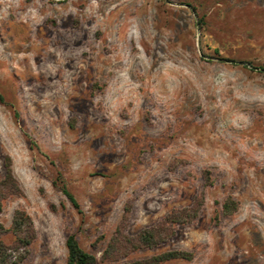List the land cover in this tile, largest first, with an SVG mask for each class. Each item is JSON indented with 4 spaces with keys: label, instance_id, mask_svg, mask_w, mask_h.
Here are the masks:
<instances>
[{
    "label": "rangeland",
    "instance_id": "obj_1",
    "mask_svg": "<svg viewBox=\"0 0 264 264\" xmlns=\"http://www.w3.org/2000/svg\"><path fill=\"white\" fill-rule=\"evenodd\" d=\"M18 1L0 0V178L8 155L24 196L0 221L31 215L24 264H66L70 232L111 264L127 207L133 234L199 196L195 220L122 261L264 264V0Z\"/></svg>",
    "mask_w": 264,
    "mask_h": 264
},
{
    "label": "trees",
    "instance_id": "obj_2",
    "mask_svg": "<svg viewBox=\"0 0 264 264\" xmlns=\"http://www.w3.org/2000/svg\"><path fill=\"white\" fill-rule=\"evenodd\" d=\"M1 102L7 103L0 96ZM9 107H12L9 106ZM4 174L0 178V212L3 202L12 196H24L23 191L14 176L11 158L4 157ZM55 184L68 198L71 204L78 210L79 203L64 184L60 177ZM202 196L196 197L194 202L186 207L174 208L158 222L145 226L136 233L127 232L129 207L111 234L106 247L102 251L101 258L111 264H162L172 260H192L194 253L190 250L171 249L152 254L148 257L122 261L130 254L144 249H151L171 239L178 226L190 223L198 217ZM238 202L233 199H226L222 204L225 215L234 212ZM10 234L11 240L6 241L4 236ZM36 237V230L31 215L23 208H16L13 212L8 227L0 221V264H24L30 253V246ZM67 249L66 264H99L95 254L86 251L79 243L75 232L67 234L65 239Z\"/></svg>",
    "mask_w": 264,
    "mask_h": 264
},
{
    "label": "water",
    "instance_id": "obj_3",
    "mask_svg": "<svg viewBox=\"0 0 264 264\" xmlns=\"http://www.w3.org/2000/svg\"><path fill=\"white\" fill-rule=\"evenodd\" d=\"M227 62H236V63H242L241 61H236V60H227Z\"/></svg>",
    "mask_w": 264,
    "mask_h": 264
},
{
    "label": "bare ground",
    "instance_id": "obj_4",
    "mask_svg": "<svg viewBox=\"0 0 264 264\" xmlns=\"http://www.w3.org/2000/svg\"><path fill=\"white\" fill-rule=\"evenodd\" d=\"M19 1H21V0H19ZM19 1H18V2H19ZM14 2H15V1H14ZM16 2H17V1H16ZM12 6H14V4H13ZM15 8H16V7H15Z\"/></svg>",
    "mask_w": 264,
    "mask_h": 264
}]
</instances>
